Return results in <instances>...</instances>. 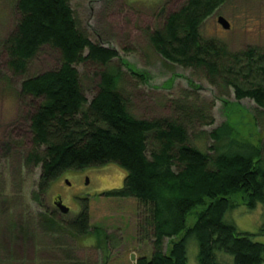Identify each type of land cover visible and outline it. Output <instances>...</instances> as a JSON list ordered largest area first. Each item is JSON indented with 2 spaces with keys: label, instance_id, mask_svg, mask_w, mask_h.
Listing matches in <instances>:
<instances>
[{
  "label": "trees",
  "instance_id": "obj_1",
  "mask_svg": "<svg viewBox=\"0 0 264 264\" xmlns=\"http://www.w3.org/2000/svg\"><path fill=\"white\" fill-rule=\"evenodd\" d=\"M224 1L187 0L151 35V43L172 63L203 68L227 83L249 79L254 83L249 88L230 82L236 98L253 99L264 109V54L252 49L232 55L214 40L201 37V24ZM17 7L21 16L17 30L4 43L0 41L9 68L25 75L44 46L61 54L58 69L22 82L24 95L41 100L30 120L33 150L27 159L41 166L35 194L38 205L43 206L42 193L66 172L116 164L126 173L123 186L104 195L136 199L144 208L138 213L139 234L153 243L151 257H140L136 264H189L192 238L198 243V264H222L217 250L232 255L234 264H263L264 244L225 220L226 212L235 207L236 194L246 195L251 208L264 203L261 145L239 142L231 136L232 126L225 124L212 133V154L206 153L189 139L190 126L199 120L197 111L176 105L173 118H137L128 111L120 91L121 75L111 70L94 73L98 91L88 101L77 65L106 67L119 57L118 52L92 42L81 31L69 0H17ZM122 64L132 77L148 83L147 73L125 61ZM84 203L76 218L65 225L47 212L38 222L40 228L52 236H86L91 215L87 199ZM197 209L195 223L188 226L189 215ZM260 233H264V219ZM67 259L57 263L80 264L69 255Z\"/></svg>",
  "mask_w": 264,
  "mask_h": 264
},
{
  "label": "rangeland",
  "instance_id": "obj_2",
  "mask_svg": "<svg viewBox=\"0 0 264 264\" xmlns=\"http://www.w3.org/2000/svg\"><path fill=\"white\" fill-rule=\"evenodd\" d=\"M69 3L81 31L92 42L102 43L119 54L106 67L77 65L88 101L98 91L94 73L114 71L121 75L120 91L133 116L148 120L173 118L181 105L197 111L199 120L189 128L190 143L209 154L214 145L212 133L230 124L233 138L246 145H261L260 165L264 169V109L253 99H237L230 84L249 88L254 83L250 84L246 78L227 83L222 76H209L203 68L172 63L158 54L151 43V35L161 30L166 18L180 10L187 0H69ZM20 17L17 0H0L2 43L16 32ZM219 17H224L231 28L224 29ZM200 34L203 39L224 46L232 55L252 49L264 54V0H225L203 21ZM122 61L147 73L148 83L132 77ZM60 65V52L44 46L30 62L27 73L16 74L9 68L6 51H0V264H58L68 260V255L80 264H136L140 257H151L153 243L151 238L147 239L149 236L139 234L138 213L144 208L136 199L104 195L123 186L126 173L116 164L68 171L42 193L43 206L35 201L41 166L28 163L27 159L33 150L30 120L41 100L24 95L22 82ZM66 180L75 190L66 189ZM56 194H62L65 204L72 209L62 217L67 223L76 218L87 199L91 229L86 236H52L40 228L38 222L43 215L54 209L52 197ZM72 194L82 198L68 201L66 195ZM246 197L243 193L233 196L235 207L226 212L225 220L264 244V233H260L264 203L257 202L251 208ZM198 210L189 215L188 226L195 223ZM216 258L222 264H234V257L224 251L217 250ZM188 261L198 264L195 238L188 243Z\"/></svg>",
  "mask_w": 264,
  "mask_h": 264
},
{
  "label": "flooded vegetation",
  "instance_id": "obj_3",
  "mask_svg": "<svg viewBox=\"0 0 264 264\" xmlns=\"http://www.w3.org/2000/svg\"><path fill=\"white\" fill-rule=\"evenodd\" d=\"M69 188L75 190V186L72 183L66 187V189H69ZM81 198L82 197L80 195H73V194L72 195H66V199L68 201L71 199L77 200V199H81ZM85 200H86V198L84 199V201ZM58 202H61L62 204L67 206L70 209L69 212L64 213L62 210H60V208L56 205V203H58ZM52 206L54 209L51 212L56 215L57 219L67 223V221L64 220L62 217L66 216L68 213L72 212V209L67 204H65L64 196L62 194H56L52 197Z\"/></svg>",
  "mask_w": 264,
  "mask_h": 264
},
{
  "label": "water",
  "instance_id": "obj_4",
  "mask_svg": "<svg viewBox=\"0 0 264 264\" xmlns=\"http://www.w3.org/2000/svg\"><path fill=\"white\" fill-rule=\"evenodd\" d=\"M218 22L219 24L224 28V29H230L231 25L230 23L224 18V17H219L218 18ZM90 180L89 178H86V185H89ZM66 184L70 185L71 182H69V180H66ZM56 205L60 208V210H62L64 213L69 212V208L67 206H65L64 204H62L61 202L56 203Z\"/></svg>",
  "mask_w": 264,
  "mask_h": 264
}]
</instances>
